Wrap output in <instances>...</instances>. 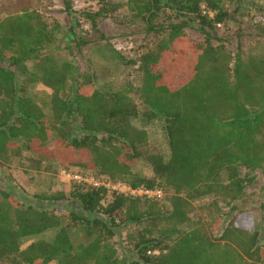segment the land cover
I'll return each instance as SVG.
<instances>
[{
	"label": "trees",
	"instance_id": "obj_1",
	"mask_svg": "<svg viewBox=\"0 0 264 264\" xmlns=\"http://www.w3.org/2000/svg\"><path fill=\"white\" fill-rule=\"evenodd\" d=\"M233 1L98 0L97 10H81L99 41L107 40L100 22L124 5L144 32L166 31L140 56L139 85L114 89L48 51L58 22L48 23L30 0H1L0 161L29 152L37 163L52 160L134 188L173 191L149 199L73 181L68 199L75 208L62 214L56 205L22 203L0 188L1 263L259 264V232L249 219L232 217L219 234L214 228L221 217L182 228L194 201L210 196L234 202L254 181L242 169L264 172V55H232L213 34L235 20L237 8H228ZM64 9L75 13L69 0ZM192 24L204 38L189 59L186 48L173 44L187 37ZM78 31L75 18L69 39L76 47L89 43ZM32 83L50 90L48 113L31 96ZM136 118L164 122L167 155L149 148L146 130L132 123ZM137 161L150 175L133 171ZM60 197L38 196L48 202ZM126 224L137 231L127 237L128 252L120 253L113 238ZM47 232L49 239L22 247L23 239Z\"/></svg>",
	"mask_w": 264,
	"mask_h": 264
},
{
	"label": "rangeland",
	"instance_id": "obj_2",
	"mask_svg": "<svg viewBox=\"0 0 264 264\" xmlns=\"http://www.w3.org/2000/svg\"><path fill=\"white\" fill-rule=\"evenodd\" d=\"M75 13L68 15L64 9V0H30L32 6L43 14L48 23L58 22L61 27L56 41L48 51L55 54L60 61H68L77 66L80 72H94L98 84H112L114 89L124 85L126 82L133 86L140 83L137 72L140 56L152 45L155 39L166 33L159 30L147 33L142 30V25L131 17L129 10L124 6L119 7L99 24L100 31L106 35L107 40L99 41L98 34L90 29L89 22L79 15L81 10H97L101 3L98 0H69ZM124 3V0H114ZM1 5V0H0ZM229 9L237 8L234 14L235 20H227L217 26L213 32L215 38H219L226 48L235 55L239 53L243 59L250 57H261L264 55V0H234L229 4ZM167 14H172L170 11ZM79 20V34L90 42L86 45L76 47L67 34L68 27L73 19ZM164 19V18H162ZM161 19V20H162ZM176 21V19H172ZM166 22L163 23V25ZM187 37L181 38L173 47L184 49L188 52L189 59H193L197 52L196 46L203 40L194 24L185 29ZM214 38V44L217 39ZM114 50V52L112 51ZM116 55L123 58L119 59ZM192 62V61H190ZM7 66V62H2ZM71 81L68 82V85ZM29 92L35 101L48 113V99L50 90L40 83L29 85ZM139 107H143L140 99L133 93ZM133 125L144 128L148 135L149 148H156L165 155L168 153V144L164 132V122L153 119L149 122L141 118L133 120ZM52 145V141L48 143ZM78 171V172H77ZM133 171L150 175L148 166L143 161H137L133 165ZM74 172L90 175L89 170L79 166L56 165L52 160H43L37 163L36 158L29 152L20 155L9 156L0 161V188L9 192L16 200L24 203L30 201L33 205H56L58 212L67 214L69 207L75 208L68 199V193L73 183L66 176ZM249 174L254 178L244 191V194L234 202H222L214 197H205L192 203L189 212V220L183 229H188L198 221L203 225H209L211 220L221 217V221L215 223L214 231L219 234L222 228L233 217L238 222L250 220L259 232L260 252L259 264H264V172L262 170L250 171L242 169V175ZM165 195H172L171 188L164 186ZM110 192V191H109ZM112 193V192H110ZM41 194L50 196H61L55 201L39 199ZM137 231V226L121 225L113 238L119 252H128L127 237ZM51 233L25 238L21 241L22 247L31 241L49 239ZM72 238L75 242L80 240V233L73 232ZM133 256V253H130ZM0 264H3L0 262ZM53 264V263H52Z\"/></svg>",
	"mask_w": 264,
	"mask_h": 264
},
{
	"label": "built area",
	"instance_id": "obj_3",
	"mask_svg": "<svg viewBox=\"0 0 264 264\" xmlns=\"http://www.w3.org/2000/svg\"><path fill=\"white\" fill-rule=\"evenodd\" d=\"M78 172V171H77ZM69 174L67 173V178L72 181L84 183L87 186H104L110 192H117L133 197H142V198H149V199H160L163 197L164 192L160 188L154 189H146L143 187L134 188L127 183L121 181H111L104 176L96 177L93 174L90 175H83L79 173ZM150 253V252H149ZM155 253V252H153Z\"/></svg>",
	"mask_w": 264,
	"mask_h": 264
}]
</instances>
